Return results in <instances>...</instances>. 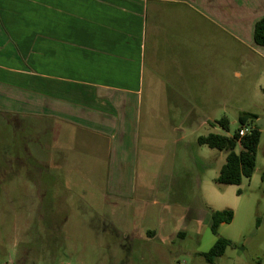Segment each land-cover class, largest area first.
Returning a JSON list of instances; mask_svg holds the SVG:
<instances>
[{"label": "rangeland", "instance_id": "1", "mask_svg": "<svg viewBox=\"0 0 264 264\" xmlns=\"http://www.w3.org/2000/svg\"><path fill=\"white\" fill-rule=\"evenodd\" d=\"M240 73L193 119L158 118L144 103L123 181L104 142L57 124L41 140L46 160L39 133L29 143L33 156L14 160L9 119L0 117V264H208L201 254L216 240L210 212L225 209L233 219L218 236L234 246L213 264H264V126L253 174L239 186L217 184L225 153L197 144L209 133L232 136L242 112L262 115L264 62ZM223 117L228 131L216 124ZM54 149L62 156L56 165Z\"/></svg>", "mask_w": 264, "mask_h": 264}, {"label": "crops", "instance_id": "2", "mask_svg": "<svg viewBox=\"0 0 264 264\" xmlns=\"http://www.w3.org/2000/svg\"><path fill=\"white\" fill-rule=\"evenodd\" d=\"M262 17L264 0H0V117L14 160L57 124L104 142L123 181L144 103L158 118L208 109L227 80L264 62L253 41Z\"/></svg>", "mask_w": 264, "mask_h": 264}, {"label": "trees", "instance_id": "3", "mask_svg": "<svg viewBox=\"0 0 264 264\" xmlns=\"http://www.w3.org/2000/svg\"><path fill=\"white\" fill-rule=\"evenodd\" d=\"M253 41L256 45L264 47V17L255 23ZM258 119L259 116L254 113L242 112L237 118L239 128L232 136L210 133L197 138L198 145L225 153V162L215 179L217 184L239 186L242 179L251 178L260 140V127L256 125ZM217 125L222 130L228 131V120L225 117L218 120ZM242 127H250V130L244 136L239 137L238 132ZM238 147L240 150L237 152ZM261 181L264 182V171L261 174ZM236 194L240 195L241 191L237 190ZM233 215L230 209L210 212L209 229L212 235L216 236V240L207 252L201 254L206 263L213 264L216 259L223 256L228 247L234 246L232 241L218 236L219 226L229 224Z\"/></svg>", "mask_w": 264, "mask_h": 264}, {"label": "built area", "instance_id": "4", "mask_svg": "<svg viewBox=\"0 0 264 264\" xmlns=\"http://www.w3.org/2000/svg\"><path fill=\"white\" fill-rule=\"evenodd\" d=\"M250 130V127H242L239 132H238V135L239 137H242L244 136L245 134H247ZM5 264H10V263H5Z\"/></svg>", "mask_w": 264, "mask_h": 264}, {"label": "water", "instance_id": "5", "mask_svg": "<svg viewBox=\"0 0 264 264\" xmlns=\"http://www.w3.org/2000/svg\"><path fill=\"white\" fill-rule=\"evenodd\" d=\"M256 125H257L258 127L264 126V117L259 118V119L256 121Z\"/></svg>", "mask_w": 264, "mask_h": 264}]
</instances>
